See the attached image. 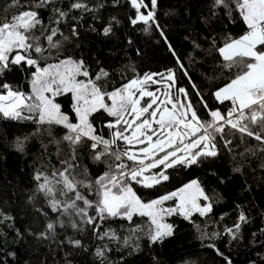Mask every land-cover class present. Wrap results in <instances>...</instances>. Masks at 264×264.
<instances>
[{
	"label": "snow or ice",
	"instance_id": "1",
	"mask_svg": "<svg viewBox=\"0 0 264 264\" xmlns=\"http://www.w3.org/2000/svg\"><path fill=\"white\" fill-rule=\"evenodd\" d=\"M194 8L202 31L185 29L189 63L211 57L219 75L208 79L221 81L206 93L161 24L160 0H0V121L36 126L0 136V264H137L146 253L164 264L159 249L183 222L213 264H235L241 247L244 264H264V226L245 231L254 213L264 221V0H185L163 14L183 23ZM109 9L131 32L158 34L173 66L142 70L143 49L117 36L123 21ZM33 136L40 163L7 179L8 154L24 155ZM237 176L231 213L216 217Z\"/></svg>",
	"mask_w": 264,
	"mask_h": 264
},
{
	"label": "trees",
	"instance_id": "2",
	"mask_svg": "<svg viewBox=\"0 0 264 264\" xmlns=\"http://www.w3.org/2000/svg\"><path fill=\"white\" fill-rule=\"evenodd\" d=\"M161 3V24L165 25V31L168 35V38L172 45L174 46L176 52L184 58V63L188 67L189 72L192 74L194 81L201 88V91L205 93L209 88H213L217 84H220V80L211 81L208 78H211L214 74L219 75V70L216 68V64L211 57H206L205 54L201 53L196 56L197 63L195 65L189 63L187 53L191 51V47L187 41L184 40L186 35V27L191 25L198 30L202 31V26L196 20L198 15L197 10L194 8L191 13V19L185 20L183 23L178 16H164V11H167L170 7H176L180 9L183 7L185 0H160ZM195 3V0H194ZM110 14L118 15L123 21V27L117 32V36L121 39L124 38L125 34H130L133 39L136 41L137 45L140 46L144 51V58L141 60L140 67L144 71H155L161 70L164 66H173V58L167 51L166 46L161 41L156 43L157 40H160L158 34L147 35L143 32L137 30L131 32L127 21L124 19V11H114L109 9L104 12V16L107 17ZM85 27L87 25L85 24ZM239 29H236L238 31ZM108 44V47H112L113 44L116 47H120L119 42H105ZM98 47H103L99 40L96 41ZM121 55L122 54H118ZM226 79V77H225ZM183 80V78H182ZM184 84H187L186 80H183ZM190 87V86H189ZM27 91V87H25ZM193 99H195L193 97ZM211 103V101H210ZM36 126L31 124V122H3L0 121V136L4 135L5 132L10 133L8 137L11 139L14 136H24L29 135L35 131ZM247 139V138H246ZM2 144V141H0ZM40 138L39 136H33L27 144V150L24 155L18 153H9L7 157V164L5 167L8 170L7 179L13 180L16 182L18 177H14L13 172L18 168H26L29 165L39 164L40 163ZM4 151L3 147H0V153ZM49 153L52 154V159L55 161V147H49ZM46 159V158H45ZM221 171H228L229 161L227 156H224L219 165ZM246 175H250V169H246ZM203 178V173H201ZM187 177V173H181L180 177L173 180V184H178L181 179ZM26 179V178H25ZM242 178L237 176L236 182L233 185H230L227 189V199L223 205H217L215 209V215L218 217L222 212L231 213L232 211V200L234 198V192L238 191L239 184ZM2 183V182H0ZM3 191V189H0ZM10 191V189L8 190ZM254 215L253 223L250 228L246 229V235L250 231H256L259 227L264 226V221L258 215ZM234 219V214L230 217H226L223 223L230 225ZM197 223H200L199 218H197ZM215 227L213 222H209L208 230L211 231ZM208 241H204L206 245ZM227 240L225 238L217 241V246L228 254V248L226 247ZM46 249L41 248L40 251L43 252ZM248 249L241 247L239 250H232L231 257L235 261V264H244V261L247 259ZM159 255L163 259L164 264H185L186 261H195L196 264H213L214 253L212 250L207 249L202 246L201 241L198 239V234L195 231V228L188 225L186 222L181 223L180 235L179 238L171 241L159 249ZM254 255V253H253ZM151 253H146L140 257V260L137 264H149ZM215 264H223V261L219 258H215Z\"/></svg>",
	"mask_w": 264,
	"mask_h": 264
}]
</instances>
